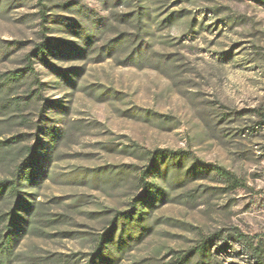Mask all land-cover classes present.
Here are the masks:
<instances>
[{
  "label": "rangeland",
  "instance_id": "obj_1",
  "mask_svg": "<svg viewBox=\"0 0 264 264\" xmlns=\"http://www.w3.org/2000/svg\"><path fill=\"white\" fill-rule=\"evenodd\" d=\"M45 6L53 49L34 61L42 98L0 116V142L19 138L0 180L31 156L21 195L45 220L42 234L21 238L18 263L76 255L85 264L141 193L145 154L167 149L185 153L182 172L198 164L204 173L178 179L174 161L151 172L145 231L117 264H169L215 234L210 264H264L244 241H264V0ZM40 29L37 0H0V76L25 66ZM30 83L10 97H26ZM205 165L232 173L237 187Z\"/></svg>",
  "mask_w": 264,
  "mask_h": 264
},
{
  "label": "trees",
  "instance_id": "obj_2",
  "mask_svg": "<svg viewBox=\"0 0 264 264\" xmlns=\"http://www.w3.org/2000/svg\"><path fill=\"white\" fill-rule=\"evenodd\" d=\"M45 1L37 0L40 7V42L25 55V66L22 69L9 71L0 76V116L7 115L11 110L23 111L33 100L42 98V83L38 79L34 61L37 58L45 60L53 49V40L48 36L50 30L46 27ZM22 80H31L29 86L35 88L31 90L29 87L24 98H11L10 95L15 94L14 90ZM41 117L43 116L41 115ZM22 122L26 123L25 120ZM18 142V137L0 142V159H5L10 155V151L7 149L9 144ZM26 152L32 153L33 151L27 149ZM145 155L148 165L138 176L141 193L132 201L130 210L116 212L104 232L95 238L93 252L88 256L85 264H117L121 254L141 240L146 222L141 207L146 202V197L151 189L147 182L151 172L163 169L165 174L169 162L174 161L175 175L178 179L181 176L186 179L204 173L198 164L182 172L180 164L186 157L185 153L181 151L157 149L147 152ZM33 165L32 157H26L15 166L12 180H0V264H77L79 260L76 259V255L50 256L44 259L31 257L25 262L18 263L16 250L21 238L24 235L42 234L39 224L45 221L37 214L36 206L27 202L21 195V182ZM204 168L213 170L225 178L229 186L237 187L238 180L227 170L213 165H205ZM216 238L215 234L208 239L201 240L191 251L176 255L169 264H210L212 257L210 244ZM239 239H245V237L240 235ZM244 241L249 251L256 255L257 261L263 263L264 241Z\"/></svg>",
  "mask_w": 264,
  "mask_h": 264
}]
</instances>
